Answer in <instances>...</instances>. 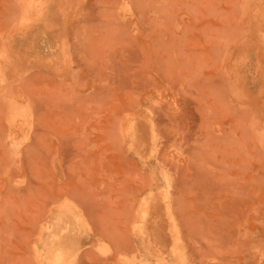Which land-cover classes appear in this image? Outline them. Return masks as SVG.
I'll use <instances>...</instances> for the list:
<instances>
[{
    "label": "rangeland",
    "instance_id": "374dc122",
    "mask_svg": "<svg viewBox=\"0 0 264 264\" xmlns=\"http://www.w3.org/2000/svg\"><path fill=\"white\" fill-rule=\"evenodd\" d=\"M0 264H264V0H0Z\"/></svg>",
    "mask_w": 264,
    "mask_h": 264
}]
</instances>
